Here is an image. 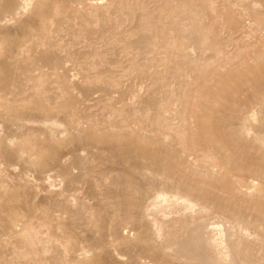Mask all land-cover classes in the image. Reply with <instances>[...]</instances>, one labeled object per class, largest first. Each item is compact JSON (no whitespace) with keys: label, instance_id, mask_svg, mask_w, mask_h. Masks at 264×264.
Masks as SVG:
<instances>
[{"label":"rangeland","instance_id":"obj_1","mask_svg":"<svg viewBox=\"0 0 264 264\" xmlns=\"http://www.w3.org/2000/svg\"><path fill=\"white\" fill-rule=\"evenodd\" d=\"M264 0H0V264H264Z\"/></svg>","mask_w":264,"mask_h":264},{"label":"bare ground","instance_id":"obj_2","mask_svg":"<svg viewBox=\"0 0 264 264\" xmlns=\"http://www.w3.org/2000/svg\"><path fill=\"white\" fill-rule=\"evenodd\" d=\"M264 83V82H263ZM264 86V85H263Z\"/></svg>","mask_w":264,"mask_h":264}]
</instances>
